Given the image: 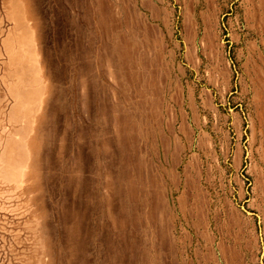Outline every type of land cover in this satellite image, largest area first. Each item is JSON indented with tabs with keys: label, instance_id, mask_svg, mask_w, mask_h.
<instances>
[{
	"label": "rangeland",
	"instance_id": "obj_1",
	"mask_svg": "<svg viewBox=\"0 0 264 264\" xmlns=\"http://www.w3.org/2000/svg\"><path fill=\"white\" fill-rule=\"evenodd\" d=\"M0 264H264V0H0Z\"/></svg>",
	"mask_w": 264,
	"mask_h": 264
}]
</instances>
